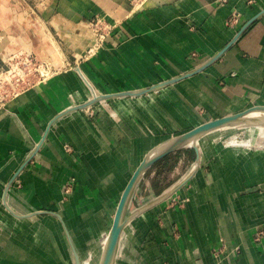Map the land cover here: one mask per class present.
I'll list each match as a JSON object with an SVG mask.
<instances>
[{
	"label": "crops",
	"instance_id": "obj_1",
	"mask_svg": "<svg viewBox=\"0 0 264 264\" xmlns=\"http://www.w3.org/2000/svg\"><path fill=\"white\" fill-rule=\"evenodd\" d=\"M4 14L0 32L20 33L1 59L96 21L104 38L0 109V264H99L147 155L264 105V0H1ZM220 142L146 171L114 264H264V146Z\"/></svg>",
	"mask_w": 264,
	"mask_h": 264
},
{
	"label": "rangeland",
	"instance_id": "obj_2",
	"mask_svg": "<svg viewBox=\"0 0 264 264\" xmlns=\"http://www.w3.org/2000/svg\"><path fill=\"white\" fill-rule=\"evenodd\" d=\"M1 1V0H0ZM4 16H0V24L4 20ZM30 18L31 16H28L27 20L24 21L23 25V20L18 18L17 26L18 28L24 27V30L27 29L28 26H30ZM21 20V21H20ZM25 22H27L25 24ZM98 22V21H96ZM27 26V27H26ZM19 30H16L15 32H7V31H2L0 32V38L4 35H7L11 33L12 35L15 33L19 34L17 32ZM87 32V33H86ZM78 33H81L79 38H75ZM103 34V30L100 26H95V22L92 23L91 28L87 31H79V32H74L72 33L73 39L71 41H67V36L61 35V42L56 45L55 47L49 46L47 42V38H49L48 34L43 37V45L38 48H34L31 52L26 51V48H23V50H20L19 47L12 48L11 51L18 50L17 52H14L12 54L6 55L4 59L0 58V74H4L3 76L0 77V104H6L11 100V98L15 97L18 93H20L22 90L25 88L33 85L35 82L38 81V74L35 72V69L40 67L39 70L42 72V74L45 75L47 78L51 73L56 72L58 70H63L71 66L72 61L78 60L83 55L78 54L76 51L78 49V40H81L82 43H84V36L89 40L85 41L86 44L93 48L99 39V36ZM9 40L13 41V36ZM8 40V41H9ZM8 41L3 42V40L0 41V51H6L10 49L9 45L12 43H9ZM57 41V40H56ZM58 42V41H57ZM70 42V43H69ZM9 43V44H8ZM59 43V42H58ZM76 49V50H75ZM40 50V52H39ZM76 51V52H75ZM15 54H26L29 55L32 60L33 64H35L34 69L31 68H21L20 70L24 74V79H18V75L16 72L13 70L10 72V67L8 66V58L12 55ZM73 54H75L74 57ZM8 72V74H5V72ZM14 72V74H12ZM18 73V72H17ZM246 130V131H245ZM260 131L258 129L254 128H233L229 130L223 131L222 137L219 138L218 140L221 141L220 143L224 146H231L228 145L226 141H228L231 137H236L239 141H247L251 142V148L254 147H261L264 146V131H262L260 134ZM249 137V138H248ZM251 137V138H250ZM250 139V140H249ZM217 141V140H216ZM250 146H244L242 145L241 147H246L249 148ZM240 147V146H237ZM188 150H191L188 148ZM191 152V151H189ZM193 159V155L189 154L188 162L191 163ZM172 160V159H171ZM173 161V160H172ZM172 161L170 163H166L164 165L165 170L168 169L169 165H172ZM190 169V164L188 165V170Z\"/></svg>",
	"mask_w": 264,
	"mask_h": 264
},
{
	"label": "water",
	"instance_id": "obj_3",
	"mask_svg": "<svg viewBox=\"0 0 264 264\" xmlns=\"http://www.w3.org/2000/svg\"><path fill=\"white\" fill-rule=\"evenodd\" d=\"M256 111H264V106H254L243 112L204 123L184 134L175 137L173 140H170L168 145L165 146L163 150L147 155L130 178L124 192L122 193L120 201L118 202L113 218V224L107 236L99 264H112L117 251L119 239L126 224V218L124 217L125 209L129 205V199H131L130 197L132 196L138 181L150 167H152L162 158L178 150L184 149V146L191 140L202 136L214 128L216 129L225 125L244 121V117ZM194 151L197 154L196 161H198L199 151L197 149H194Z\"/></svg>",
	"mask_w": 264,
	"mask_h": 264
},
{
	"label": "bare ground",
	"instance_id": "obj_4",
	"mask_svg": "<svg viewBox=\"0 0 264 264\" xmlns=\"http://www.w3.org/2000/svg\"><path fill=\"white\" fill-rule=\"evenodd\" d=\"M83 36H84V40H86V41L89 42V40L85 37V35H82V37ZM260 106H264V105H260ZM254 127L256 129H258L260 131V133L262 131H264V111L252 112V113L248 114L246 117H244V121L237 122V123H234V124L225 125V126H222V127L216 128V129L214 128V129L210 130L209 132L203 134L202 136H199V137L191 140L184 147L185 148L197 149L199 152H201L208 144H210L211 142L216 141L219 138H221L222 137V134H223V131H225V130H229V129H233V128H254ZM226 142L228 143V145H231V146H240L241 147L242 145H244V146L247 147V146H250L251 145V142L250 141L249 142H247V141H239L234 136L231 137ZM168 143L169 142H166V143L162 144L157 149H155L153 152H158V151L163 150L164 147L168 145ZM195 166L196 165L193 164V166L189 170L188 175L195 169ZM127 184H126V186H127ZM126 186H124V187L126 188ZM125 188H124V190H125ZM124 190H123V192H124ZM121 196H122V194H121ZM119 201H120V199H119ZM126 212H127V208L125 209V213H124L125 216L124 217H126ZM120 239H119V241H120ZM105 242H106V240H105ZM105 242H104V245H105ZM115 256H116V254H115ZM114 260H115V258H114ZM114 260H113L112 264H114ZM87 261H89V260H87Z\"/></svg>",
	"mask_w": 264,
	"mask_h": 264
},
{
	"label": "built area",
	"instance_id": "obj_5",
	"mask_svg": "<svg viewBox=\"0 0 264 264\" xmlns=\"http://www.w3.org/2000/svg\"><path fill=\"white\" fill-rule=\"evenodd\" d=\"M100 22H95V26H99ZM104 38V34H101L99 36V39ZM8 66L10 67V72L11 71H17L16 74L18 75V79H24V74L20 71L22 70L21 68H31L34 69L35 64H33V60L29 55L26 54H15L12 55L8 58ZM39 66L38 68L35 69V72L38 74V81L35 82L33 85L40 83L42 81H44L46 79L45 75L42 74V72L39 70ZM54 73V72H53ZM5 74H8V72L6 71ZM14 74V72L12 73ZM52 74V73H51ZM4 74H0V77L3 76ZM50 76V75H49ZM48 76V77H49ZM31 85V86H33ZM29 86V87H31ZM27 87V88H29ZM27 88H25L24 90H26ZM22 90V91H24ZM21 91V92H22ZM19 94V93H18ZM5 104H0V109L4 108Z\"/></svg>",
	"mask_w": 264,
	"mask_h": 264
},
{
	"label": "trees",
	"instance_id": "obj_6",
	"mask_svg": "<svg viewBox=\"0 0 264 264\" xmlns=\"http://www.w3.org/2000/svg\"><path fill=\"white\" fill-rule=\"evenodd\" d=\"M171 166H172V165H169V167H171ZM169 167H168V168H169Z\"/></svg>",
	"mask_w": 264,
	"mask_h": 264
}]
</instances>
